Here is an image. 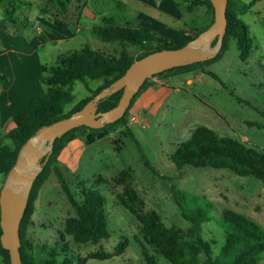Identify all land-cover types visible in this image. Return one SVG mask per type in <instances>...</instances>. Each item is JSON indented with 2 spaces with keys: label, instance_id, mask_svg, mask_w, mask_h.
Returning a JSON list of instances; mask_svg holds the SVG:
<instances>
[{
  "label": "rangeland",
  "instance_id": "374dc122",
  "mask_svg": "<svg viewBox=\"0 0 264 264\" xmlns=\"http://www.w3.org/2000/svg\"><path fill=\"white\" fill-rule=\"evenodd\" d=\"M88 1L90 11L95 13L109 6L107 0ZM13 2L17 10L12 16L7 15L6 6L0 4L1 52L5 51L4 46L10 47L12 43V38L7 35L16 37L23 44L20 49L23 53L36 48L42 64L49 65L56 62L60 53L85 45L115 55L122 50L117 42L103 41L92 35L89 24L102 23L100 16L87 17L84 10L78 21L85 0H73L65 14L58 12L47 0ZM185 12L190 13L199 27L210 22L207 5H195L193 11ZM55 16L65 18L71 32L57 25L53 20ZM241 16L254 43L247 60L241 58L238 39L230 37L226 52L204 65V71L196 69L169 79V93L158 108L152 104L147 106L132 122L133 114L128 115L127 125L139 140L141 151L127 125L120 124L109 134L85 143L75 169L69 167L67 172L63 166L77 198H81L82 191L88 187L98 188L103 194L109 236L97 243L79 245L71 235L65 234V221L74 214V209L56 175L52 174L39 191L28 232L37 253L43 245H55L59 250L65 245L64 255L68 256H88L98 250L110 253L107 257H90L87 264H142L144 245L156 254L158 264H171L168 258L154 252L143 236L138 219L117 198V193L123 191V184L116 183L114 176L127 167L133 169L132 183L144 199V208L156 210L166 225L186 230L191 227L179 199L188 212H194L197 207L205 209L209 220L203 222V236L216 240L212 247L217 264H225L221 251L225 232L218 219L224 208L251 217L264 230V184L261 179L239 175L228 168L187 165L178 169L170 157L198 125H206L220 135L235 137L264 150V0H256ZM55 33H61L64 39L52 40L57 36ZM3 34L7 36L4 40ZM127 50L134 55L142 52L136 46H128ZM209 72L217 74L218 78ZM188 77L193 81L187 82ZM102 82V79L92 80L90 84L95 88ZM73 92L75 99L66 110L90 94L81 81L75 82ZM141 153L157 173L144 164ZM100 175L106 178L105 182L99 181ZM1 178L0 175V184ZM124 240L127 246L118 254V245ZM255 264H264V250Z\"/></svg>",
  "mask_w": 264,
  "mask_h": 264
},
{
  "label": "trees",
  "instance_id": "16d2710c",
  "mask_svg": "<svg viewBox=\"0 0 264 264\" xmlns=\"http://www.w3.org/2000/svg\"><path fill=\"white\" fill-rule=\"evenodd\" d=\"M13 1L15 0H0V4L6 6V14L9 16H12L17 10ZM72 1L47 0L62 14H65ZM184 1L188 3L190 11L194 9L195 5H207V14L211 15L210 22L205 26H197L190 34L179 31L178 36L169 37L140 24L125 25L110 18H103V23L91 27V33L103 41L120 44L122 46L120 54H110L85 45L60 53L54 64H42L44 92L13 115L17 130L11 136L13 147L9 153L4 175L15 162L21 145L39 127L69 116L82 108L96 93L120 77L135 59L156 50L181 47L212 23L214 7L210 0ZM255 3L256 0L249 2L228 0L227 30L222 49L216 57L172 67L149 76L134 95L128 111L123 117L99 128L87 125L74 127L55 140L50 158L34 181L29 202L20 224V252L23 264H87V259L90 257L102 258L110 255V253L98 250L90 252L88 256L80 254L68 256L64 255V251L67 249L65 245L61 246V250L55 245H43L41 252L37 253L35 244L29 237V227L36 209L35 201L42 185L52 174L56 175L74 209V214L67 217L65 221V234L71 235L79 245L97 243L110 234L103 194L98 188L88 187L82 191L81 198L76 197L70 188L63 164L59 159L62 149L76 137L82 138L85 143L89 144L109 134L116 126L127 125L128 115L134 101L142 91L153 83L152 77L167 78L172 75L192 73L196 69L204 71V65L219 59L226 52L230 37L238 39L241 58L247 60L254 43L249 35L248 25L241 15L247 13ZM53 20L62 28L69 24L63 17L55 16ZM128 46L139 47L142 52L134 55L127 50ZM209 73L218 78L217 74ZM99 79H102L103 82L95 88L92 87L90 81ZM76 81H81L90 94L66 110V106L75 99L73 91ZM122 92L123 89L102 99L98 110L105 111L115 106ZM127 129L141 151L139 140L128 125ZM170 157L178 169L187 165L228 168L239 175H253L261 179L264 184V150L235 137L220 135L206 125L195 127L190 138L180 142ZM141 159L146 166L157 173V170L142 153ZM65 168L68 172L69 169ZM98 179L101 182L106 181L102 175ZM114 180L116 183L123 184V191L117 193L118 200L138 219L143 236L152 246L154 252L168 258L171 264H217L212 247L216 240L203 236V222L209 220L204 208L197 207L194 212H188L179 199L183 215L191 222V227L186 230L179 226H168L156 210L144 208V199L132 183L133 169L131 167L122 169L119 174L114 176ZM218 219L225 232V242L221 249L225 264H255L261 259L264 250L262 225L251 217L230 208H224ZM1 232L0 225V235ZM126 246L127 242L121 241L117 248L118 254L122 253ZM61 252H63V256H61ZM143 255L144 263L142 264H158L156 254L151 253L144 245ZM0 264H11L9 250L3 247L1 240Z\"/></svg>",
  "mask_w": 264,
  "mask_h": 264
},
{
  "label": "water",
  "instance_id": "95a60500",
  "mask_svg": "<svg viewBox=\"0 0 264 264\" xmlns=\"http://www.w3.org/2000/svg\"><path fill=\"white\" fill-rule=\"evenodd\" d=\"M210 1L214 7V20L197 36L181 47L156 50L135 59L120 77L96 93L82 108L39 127L21 145L0 187V240L9 250L11 264H23L20 224L34 181L50 158L55 140L74 127L87 125L99 128L123 117L149 76L216 57L222 49L227 30L228 0ZM121 89L122 95L115 106L105 111L98 110L102 99Z\"/></svg>",
  "mask_w": 264,
  "mask_h": 264
},
{
  "label": "crops",
  "instance_id": "0c3cea01",
  "mask_svg": "<svg viewBox=\"0 0 264 264\" xmlns=\"http://www.w3.org/2000/svg\"><path fill=\"white\" fill-rule=\"evenodd\" d=\"M107 2L109 6L102 8L96 14L90 11L89 1L85 0L82 11L78 15V21L85 10L87 17L100 16L101 21L103 18H110L125 25L140 24L169 37L178 36L179 31L190 34L197 27V21H193L189 16L190 13L187 15L185 12V10L188 11V3L184 0H107ZM118 9H120L119 12ZM105 10L108 11L105 12ZM98 24L101 23H90L89 29L91 30L92 26ZM63 29L71 32L69 25ZM79 29L80 27H78ZM55 35L57 36L51 38L52 40L64 39L61 33H55ZM7 36L3 34V40L5 37L12 38V43H10V47L4 46L5 51L0 52V175L2 177L0 187L5 178L4 170L13 147L11 136L17 130L13 115L44 92L42 62L37 49L33 48L29 52L23 53L20 51L23 44L16 40V37ZM176 76L178 75L167 78L154 77L153 83L142 91L134 101L130 111L133 118L130 122L134 121L135 116L140 115L147 106L152 104L158 108L164 96L169 93L168 80ZM186 81L190 82L193 79L188 77ZM84 145L85 141L76 137L62 149L59 159L64 167H70L72 170L77 167V160Z\"/></svg>",
  "mask_w": 264,
  "mask_h": 264
}]
</instances>
